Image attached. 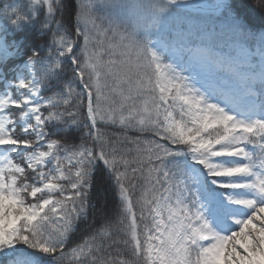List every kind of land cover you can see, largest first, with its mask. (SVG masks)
<instances>
[{"label":"snow or ice","instance_id":"obj_1","mask_svg":"<svg viewBox=\"0 0 264 264\" xmlns=\"http://www.w3.org/2000/svg\"><path fill=\"white\" fill-rule=\"evenodd\" d=\"M241 9L264 0L2 9L0 64L27 58L0 94V264H264V28ZM26 26L48 40L6 39Z\"/></svg>","mask_w":264,"mask_h":264},{"label":"trees","instance_id":"obj_2","mask_svg":"<svg viewBox=\"0 0 264 264\" xmlns=\"http://www.w3.org/2000/svg\"><path fill=\"white\" fill-rule=\"evenodd\" d=\"M207 3L211 4L214 2V0H206ZM234 3H242L247 5L248 0H233ZM7 6L9 9L12 7H17L21 13L27 12L29 9V0H0V23H7L2 15V9ZM241 12L245 15L247 24L250 28H252L254 31H259L260 29L264 28V16H261L259 13L253 14L252 12L247 11V9H241ZM101 15L104 14L103 9L100 10ZM39 16L41 19L44 17V10L41 8L39 11ZM74 31V29H73ZM6 35V39L11 42L13 40L16 41H23L20 45L21 49L24 52H28L29 49L33 46V44L37 41H47L48 36L41 37L39 33L37 32L36 28H28L25 27L24 31L15 33V34H4ZM75 51V49H74ZM30 54V53H29ZM44 53L42 52L41 55ZM25 55H15L13 57H10L8 62L6 64H0V71L4 73L3 76H0V91L4 92L5 90V83L7 81H12L15 83L14 77L15 72L11 71V69L16 68L17 66L23 65L26 60ZM66 63L71 66V63L69 61H66ZM11 92L13 95L16 94V89L12 88ZM44 95H49L50 93H43ZM11 111L18 115L19 109L12 108ZM73 135H75L77 138L74 140V143H79V133L76 132L75 128L72 129ZM126 259H130V257H125Z\"/></svg>","mask_w":264,"mask_h":264},{"label":"rangeland","instance_id":"obj_3","mask_svg":"<svg viewBox=\"0 0 264 264\" xmlns=\"http://www.w3.org/2000/svg\"><path fill=\"white\" fill-rule=\"evenodd\" d=\"M216 2V0H214V2L213 3H215Z\"/></svg>","mask_w":264,"mask_h":264}]
</instances>
